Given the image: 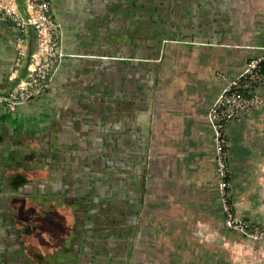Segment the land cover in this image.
Listing matches in <instances>:
<instances>
[{"label":"crops","instance_id":"obj_1","mask_svg":"<svg viewBox=\"0 0 264 264\" xmlns=\"http://www.w3.org/2000/svg\"><path fill=\"white\" fill-rule=\"evenodd\" d=\"M51 1L66 56L50 88L0 102V264H119L147 167L197 173L211 108L264 56V0ZM34 40L0 20V95ZM243 91L264 100V84ZM228 127L234 160L264 173V103Z\"/></svg>","mask_w":264,"mask_h":264},{"label":"rangeland","instance_id":"obj_2","mask_svg":"<svg viewBox=\"0 0 264 264\" xmlns=\"http://www.w3.org/2000/svg\"><path fill=\"white\" fill-rule=\"evenodd\" d=\"M212 140L186 179L147 167L135 235L119 264H264V173L247 175L234 160L229 127L221 152L215 133Z\"/></svg>","mask_w":264,"mask_h":264},{"label":"built area","instance_id":"obj_3","mask_svg":"<svg viewBox=\"0 0 264 264\" xmlns=\"http://www.w3.org/2000/svg\"><path fill=\"white\" fill-rule=\"evenodd\" d=\"M25 3L26 16L21 12L17 0H0V20L14 24L21 33H27L31 28L36 43L27 76L20 78L18 72L12 74L13 88L0 95V102L11 111L45 94L58 72L61 60L66 56L61 45L62 25L53 12L52 1L25 0ZM18 47L21 54L27 49L24 38L18 39ZM262 84L264 56L250 62L239 77L229 81L211 108L209 120L220 152L230 122L240 120L243 113L264 103L260 94H245L243 90Z\"/></svg>","mask_w":264,"mask_h":264},{"label":"water","instance_id":"obj_4","mask_svg":"<svg viewBox=\"0 0 264 264\" xmlns=\"http://www.w3.org/2000/svg\"><path fill=\"white\" fill-rule=\"evenodd\" d=\"M35 47H36V43H35V40H34V42H33V47H32V54H33L34 51H35Z\"/></svg>","mask_w":264,"mask_h":264},{"label":"trees","instance_id":"obj_5","mask_svg":"<svg viewBox=\"0 0 264 264\" xmlns=\"http://www.w3.org/2000/svg\"><path fill=\"white\" fill-rule=\"evenodd\" d=\"M246 94V92H244Z\"/></svg>","mask_w":264,"mask_h":264}]
</instances>
